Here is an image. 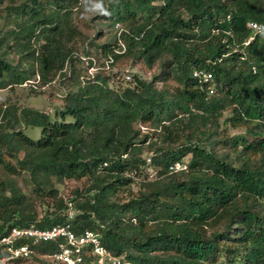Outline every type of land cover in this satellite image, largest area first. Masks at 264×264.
<instances>
[{"label":"trees","instance_id":"16d2710c","mask_svg":"<svg viewBox=\"0 0 264 264\" xmlns=\"http://www.w3.org/2000/svg\"><path fill=\"white\" fill-rule=\"evenodd\" d=\"M81 1L0 0L8 2L0 12V89L36 77L43 86L56 74L70 85L54 113L0 111V237L12 226L62 223L71 203L73 229L99 234L124 264H264V36L247 26L264 24V0H106L108 15L97 18L120 30L94 44L103 36L99 23L87 43L94 53L84 51L87 65L73 22ZM127 59L158 71L118 85L113 68ZM195 70L211 73V81ZM227 107L232 126H247L246 137L229 140L241 148L239 163L210 147ZM144 124L156 140L142 134ZM27 127H40V137H28ZM145 149L152 155L142 157ZM150 165L157 170L151 179L144 175ZM22 172L32 193L51 195V211L37 214L32 194L14 179ZM82 179L69 197L54 186ZM132 185L136 192L120 199ZM53 249L40 243L29 259L13 262L53 264L41 257Z\"/></svg>","mask_w":264,"mask_h":264},{"label":"rangeland","instance_id":"374dc122","mask_svg":"<svg viewBox=\"0 0 264 264\" xmlns=\"http://www.w3.org/2000/svg\"><path fill=\"white\" fill-rule=\"evenodd\" d=\"M7 1V0H6ZM106 0H102L103 4H105ZM98 2V0H82L80 5H78L77 9L75 8V12L73 15V22L77 26V28L82 32L83 37L77 39L76 48L77 52L81 54L82 59H87L85 57L84 51L87 49L89 53H94V48L91 45H88V41L91 38H94L97 32V29L100 27L99 23H103V36L100 40H96L95 43H103L112 39L114 34L116 33L115 26L110 28L106 26L107 24L99 21L97 15H101L102 13L95 11L93 5ZM161 0H157L155 3H160ZM0 4V12L2 8L7 4ZM248 41V40H247ZM7 58L11 63H16L19 60V55L14 53L13 51H9L7 53ZM101 60L97 63V68L100 65ZM99 69V68H98ZM158 71V67L148 68L143 62L141 63H133L131 59H127L121 61L115 65L113 68V72H117L115 79L118 81V85H124L127 81L132 79L134 74L140 75L144 79H150L152 74ZM88 74L89 70L86 71ZM113 72L111 74H113ZM126 75H129L130 79H126ZM167 86L171 89H174L177 85L173 80H169ZM70 85L66 82L65 79H62L58 74L52 77V80L46 84L41 86L38 82V78H33L31 81L26 82L23 85L8 87L5 89H0V111L4 109L5 106L9 107H34L40 109L42 111H46L48 113H54L56 108H61L63 106V96L67 88ZM159 87L161 85L159 84ZM214 87V84H213ZM232 115L231 108L227 107L219 116L215 127L216 133L211 137L212 141H215L212 146L207 145V147L213 148V151L217 155H225L227 154L230 159L235 160L237 163L241 162L242 158H239L241 153L240 146L235 147L229 143V140L235 136H244L246 137L247 126L239 125L232 126L228 121V118ZM1 113H0V122H1ZM40 127H27L25 133L28 137L33 140H36L40 137ZM142 134L148 133L151 135L152 140L157 139V134L153 132V128L149 127L147 124L141 126ZM152 151L145 149L142 153V157H149L152 155ZM19 155H22L20 153ZM257 156L250 154V160H254ZM13 163L14 159H11ZM149 162V161H148ZM181 168V166H179ZM157 170L152 166H147L144 172L149 179L153 178L156 175ZM17 181L18 186L21 188L23 192L32 194L33 206L37 214L44 215L47 211H51L53 209V198L51 195H38L33 192V185L30 182L29 176L26 172H22L21 174L14 177ZM87 183L85 179L76 181V180H64L60 183H55V188L58 189V195L63 197H69L72 195V191L74 189H82L83 186ZM136 187L132 185L131 190H123L119 192V198L123 201H126L132 194L136 192ZM1 223V222H0ZM221 263L225 264L227 261L221 258ZM31 261H24L20 263L13 262L11 264H28Z\"/></svg>","mask_w":264,"mask_h":264},{"label":"built area","instance_id":"2783aa9c","mask_svg":"<svg viewBox=\"0 0 264 264\" xmlns=\"http://www.w3.org/2000/svg\"><path fill=\"white\" fill-rule=\"evenodd\" d=\"M251 34H262L264 36V24L260 21H250L247 24ZM115 27L120 30L117 23ZM253 36L248 38L249 42ZM85 64H88V60ZM111 59L105 61L104 68L109 69ZM99 68V67H98ZM95 63L88 70L90 75L98 69ZM194 75L200 76L204 82L211 81V73L195 70ZM126 79H130L126 75ZM149 160V159H147ZM183 165L177 163L176 168ZM65 210V220L62 223L47 227L35 226H12L0 237V245L6 249V254L0 256V264H11L16 259H29L32 254H36L35 248L40 243H53L52 252L43 253L41 257L53 264H124L123 257L114 255L102 243L99 234L89 228L75 231L71 220L76 214V210L71 203L67 204ZM20 242V243H19Z\"/></svg>","mask_w":264,"mask_h":264},{"label":"clouds","instance_id":"9594fccd","mask_svg":"<svg viewBox=\"0 0 264 264\" xmlns=\"http://www.w3.org/2000/svg\"><path fill=\"white\" fill-rule=\"evenodd\" d=\"M93 8L95 11H98L104 15H108L105 7H104V4L102 2V0H98V2H96L94 5H93Z\"/></svg>","mask_w":264,"mask_h":264}]
</instances>
